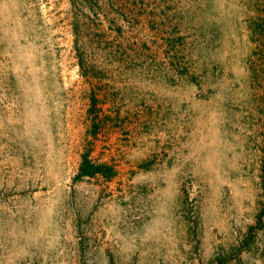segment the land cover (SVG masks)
<instances>
[{"label":"rangeland","instance_id":"1","mask_svg":"<svg viewBox=\"0 0 264 264\" xmlns=\"http://www.w3.org/2000/svg\"><path fill=\"white\" fill-rule=\"evenodd\" d=\"M0 264H264V0H0Z\"/></svg>","mask_w":264,"mask_h":264},{"label":"trees","instance_id":"2","mask_svg":"<svg viewBox=\"0 0 264 264\" xmlns=\"http://www.w3.org/2000/svg\"><path fill=\"white\" fill-rule=\"evenodd\" d=\"M104 169L105 168H103V166L93 165L89 163L87 159H84L80 168L79 176L93 177L99 173H102Z\"/></svg>","mask_w":264,"mask_h":264}]
</instances>
